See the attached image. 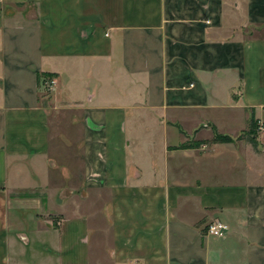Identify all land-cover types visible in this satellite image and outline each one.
Returning a JSON list of instances; mask_svg holds the SVG:
<instances>
[{"label": "crops", "instance_id": "1", "mask_svg": "<svg viewBox=\"0 0 264 264\" xmlns=\"http://www.w3.org/2000/svg\"><path fill=\"white\" fill-rule=\"evenodd\" d=\"M252 120L264 0H0V264H264Z\"/></svg>", "mask_w": 264, "mask_h": 264}, {"label": "built area", "instance_id": "2", "mask_svg": "<svg viewBox=\"0 0 264 264\" xmlns=\"http://www.w3.org/2000/svg\"><path fill=\"white\" fill-rule=\"evenodd\" d=\"M45 84H47L51 90H55L59 81L57 78L50 77L45 81ZM258 128L264 134V122L259 123ZM228 230V224L220 220L211 222L207 227L208 233L213 236H224L227 234Z\"/></svg>", "mask_w": 264, "mask_h": 264}, {"label": "trees", "instance_id": "3", "mask_svg": "<svg viewBox=\"0 0 264 264\" xmlns=\"http://www.w3.org/2000/svg\"><path fill=\"white\" fill-rule=\"evenodd\" d=\"M46 77L49 78V77H54V76H53V74L49 73V74L46 75ZM257 126H258V124L255 122V120H252V126H251V129H250V131L248 132V135H247V138L249 139V141L254 146H257L256 136L254 135L256 133ZM252 134L254 136H252ZM239 138H241V136ZM215 140L216 141H220V142H233L234 141V138L231 137L230 135H223V134L217 133L216 134V137H215Z\"/></svg>", "mask_w": 264, "mask_h": 264}, {"label": "rangeland", "instance_id": "4", "mask_svg": "<svg viewBox=\"0 0 264 264\" xmlns=\"http://www.w3.org/2000/svg\"><path fill=\"white\" fill-rule=\"evenodd\" d=\"M50 78V77H49ZM53 78H56V77H53ZM48 79V77L45 76V78H43V84H44V87L47 89L48 92L52 91L48 86L47 84H45V81ZM262 133V132H261Z\"/></svg>", "mask_w": 264, "mask_h": 264}]
</instances>
